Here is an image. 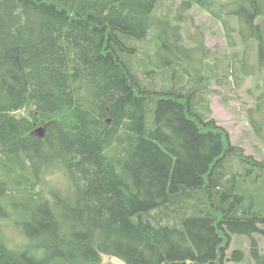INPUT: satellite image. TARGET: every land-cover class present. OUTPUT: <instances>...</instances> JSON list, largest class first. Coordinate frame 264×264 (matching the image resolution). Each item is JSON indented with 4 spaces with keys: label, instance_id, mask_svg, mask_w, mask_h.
Segmentation results:
<instances>
[{
    "label": "trees",
    "instance_id": "16d2710c",
    "mask_svg": "<svg viewBox=\"0 0 264 264\" xmlns=\"http://www.w3.org/2000/svg\"><path fill=\"white\" fill-rule=\"evenodd\" d=\"M166 1L0 0V220L23 234L0 232V264H264V156L210 100L249 84L264 148V0ZM195 7L228 51L183 36ZM54 168L70 190L47 187Z\"/></svg>",
    "mask_w": 264,
    "mask_h": 264
},
{
    "label": "rangeland",
    "instance_id": "374dc122",
    "mask_svg": "<svg viewBox=\"0 0 264 264\" xmlns=\"http://www.w3.org/2000/svg\"><path fill=\"white\" fill-rule=\"evenodd\" d=\"M181 1L182 0H168L166 1V4L173 6L175 3V6H177V4ZM188 16H190L189 22L184 25L183 36H188V30L196 32L199 28L197 39L193 40L192 45L195 46L197 41L203 37L205 45L209 47L212 52L217 51L218 53L223 54L228 51L226 50L221 26L214 21L208 13L198 7H195L186 13L187 18ZM148 40H150V37ZM138 45L142 48H148L149 42H139ZM150 49L153 50L154 48L152 47ZM166 55L167 57L170 56L172 58L170 52ZM182 55L185 56L186 54L184 53ZM149 62L150 68L155 71L161 70L163 66L168 64V62L161 63L159 56L155 52L152 54ZM187 63L196 66L198 64V56L194 55L192 58L187 56ZM159 80L160 79H158V81ZM213 87L219 92L212 93L210 95L212 108L211 118H214L219 125L228 130L233 144L242 147L247 154H251L258 160H261L264 156V148L261 141L253 133L247 118L248 108L250 109L255 106L254 99L248 95L246 91L249 84H246L242 89H235L231 88L229 85L221 86L214 82ZM47 176L49 178L46 176L45 178L49 181L47 185L48 188L50 185L49 189H57L61 192L71 189L69 176L64 172H61L60 169L54 168L53 170H50ZM26 197L27 196H23L21 201L24 202ZM3 222L4 221L0 220V232H2V235L7 240L8 244L12 247H17L21 244V242H23V234L21 233L20 227L7 221L6 223ZM254 237L259 242L260 252L264 254V235L257 233ZM236 248H241L246 255H249L251 249V239L247 236L235 235L232 246L229 248V254ZM228 264L237 263L229 261ZM250 264L255 263L251 261Z\"/></svg>",
    "mask_w": 264,
    "mask_h": 264
},
{
    "label": "water",
    "instance_id": "95a60500",
    "mask_svg": "<svg viewBox=\"0 0 264 264\" xmlns=\"http://www.w3.org/2000/svg\"><path fill=\"white\" fill-rule=\"evenodd\" d=\"M37 131H39L40 133H42L43 132V128L42 127H40V128H38V130Z\"/></svg>",
    "mask_w": 264,
    "mask_h": 264
}]
</instances>
